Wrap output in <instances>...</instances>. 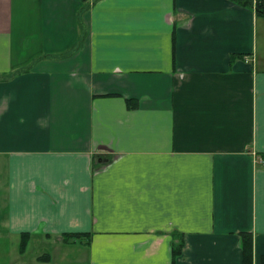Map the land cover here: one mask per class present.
Instances as JSON below:
<instances>
[{"label":"crops","instance_id":"crops-1","mask_svg":"<svg viewBox=\"0 0 264 264\" xmlns=\"http://www.w3.org/2000/svg\"><path fill=\"white\" fill-rule=\"evenodd\" d=\"M243 233L264 264V17L0 0V264H244Z\"/></svg>","mask_w":264,"mask_h":264},{"label":"trees","instance_id":"trees-1","mask_svg":"<svg viewBox=\"0 0 264 264\" xmlns=\"http://www.w3.org/2000/svg\"><path fill=\"white\" fill-rule=\"evenodd\" d=\"M233 3H236L239 6L245 7V8H252L255 10L258 17H264V0H229ZM82 27V37L80 38L79 42L77 43L76 47H74L69 52L63 53L58 56V58H65L71 56L81 45V43L84 41L86 36V27L81 23ZM127 104L129 108H136L138 105V102L134 99H128ZM29 234H23L22 235V243L23 248L27 244V242L30 239ZM65 240L70 241H90L91 234L89 233H67L64 236ZM183 235H175V242L173 243V258H176L179 256L183 249ZM242 248H243V261L244 264H252L253 262V238L248 233L242 234ZM42 260H45L44 258Z\"/></svg>","mask_w":264,"mask_h":264},{"label":"built area","instance_id":"built-area-1","mask_svg":"<svg viewBox=\"0 0 264 264\" xmlns=\"http://www.w3.org/2000/svg\"><path fill=\"white\" fill-rule=\"evenodd\" d=\"M261 163H263L262 159H261Z\"/></svg>","mask_w":264,"mask_h":264}]
</instances>
